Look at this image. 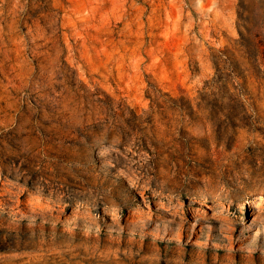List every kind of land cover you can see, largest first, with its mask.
I'll return each instance as SVG.
<instances>
[{
  "label": "rangeland",
  "instance_id": "rangeland-1",
  "mask_svg": "<svg viewBox=\"0 0 264 264\" xmlns=\"http://www.w3.org/2000/svg\"><path fill=\"white\" fill-rule=\"evenodd\" d=\"M0 264H264V0H0Z\"/></svg>",
  "mask_w": 264,
  "mask_h": 264
},
{
  "label": "bare ground",
  "instance_id": "bare-ground-1",
  "mask_svg": "<svg viewBox=\"0 0 264 264\" xmlns=\"http://www.w3.org/2000/svg\"><path fill=\"white\" fill-rule=\"evenodd\" d=\"M139 215V213H138V211L136 212V216H138Z\"/></svg>",
  "mask_w": 264,
  "mask_h": 264
}]
</instances>
